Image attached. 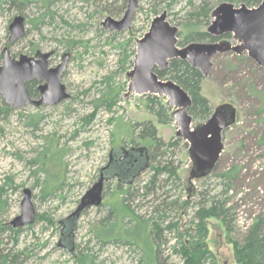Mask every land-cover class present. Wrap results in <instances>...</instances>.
<instances>
[{
	"label": "rangeland",
	"instance_id": "1",
	"mask_svg": "<svg viewBox=\"0 0 264 264\" xmlns=\"http://www.w3.org/2000/svg\"><path fill=\"white\" fill-rule=\"evenodd\" d=\"M203 1L139 0L131 29L110 32L103 22L108 17L122 19L128 0H51L48 8L42 0L23 5L0 0V55L5 47L16 59L54 51L50 66L55 67L64 54H71L62 80L70 99L56 106L21 109H12L0 99V188L4 189L0 223L6 229L0 231V251L24 253L20 264H83L84 255L93 260L91 264H146L137 246L101 245L95 237L96 226L124 198L136 217L153 228L158 225L159 233L157 229L152 237L158 260L165 264H183L182 245L198 234L197 211L223 206L231 228L220 219L207 220V244L217 264H237L231 242L240 243L254 220L264 214V68L247 53L230 52L213 59L211 74L202 84L203 95L210 102L211 114L228 104L235 109L236 121L223 133L224 149L215 169L201 178H191L189 144L177 136L175 109L168 106L167 98L128 94L137 41L152 21L167 13L168 22L178 27L180 42L188 14ZM46 13L50 15L43 19ZM17 16L26 19V34L10 44L9 27ZM203 28L207 32L208 27ZM226 40L238 44L232 37ZM111 91L119 92L116 102L100 104ZM149 97H157L167 109L169 124H161L149 109ZM146 124L153 125L157 138L167 145L149 150L150 168L131 186L110 181L104 205L85 211L73 223L77 226L72 238L75 254L62 250L60 223L98 181L110 148L147 146L139 136ZM41 158L47 162V173L40 171ZM159 165L175 168L176 176L162 173L154 179V168ZM227 173L231 177H221ZM47 178L55 182L51 193L43 192ZM27 189L32 191L37 219L14 235L6 227L21 214ZM139 246H143L142 238Z\"/></svg>",
	"mask_w": 264,
	"mask_h": 264
},
{
	"label": "water",
	"instance_id": "2",
	"mask_svg": "<svg viewBox=\"0 0 264 264\" xmlns=\"http://www.w3.org/2000/svg\"><path fill=\"white\" fill-rule=\"evenodd\" d=\"M138 7L139 0H128L123 18L114 20L108 17L103 22L105 30L110 32L130 30ZM9 31V43H17L26 34V19L17 16ZM178 33V27L168 22L165 12L152 21L149 31L137 41L134 67L128 74L130 79L128 94L134 93L139 96L149 94L167 98L168 106L175 109L173 119L178 126L177 136L189 144V153L194 161L191 178H201L215 169L221 157L224 149L223 133L235 123V109L228 104L221 106L205 123L198 124L193 129L194 120L188 112L192 106L191 97L174 81L160 79L155 70L164 71L171 61L181 59L187 61L206 78L213 69V59L230 52L237 55L247 53L252 61L264 68V0L255 8L222 3L212 12V22L207 33L216 38L231 35L237 45L222 39L179 47ZM51 56L52 52L39 51L35 57L22 55L16 59L10 49L5 47L1 53L0 99L2 98L12 109H21L26 105L56 106L70 99L71 96L62 83V74L67 69L70 55L65 54L61 64L56 68L49 67ZM35 80L41 84L40 98L37 100L30 96L27 89V84ZM107 168L102 169L100 179L86 192L68 219L75 223L85 210L98 208L103 204L104 172ZM146 168L140 166L135 174L138 175ZM35 220L32 191L27 189L21 203V214L14 218L10 225L14 229H21L33 225ZM65 223L67 222L60 224Z\"/></svg>",
	"mask_w": 264,
	"mask_h": 264
},
{
	"label": "trees",
	"instance_id": "3",
	"mask_svg": "<svg viewBox=\"0 0 264 264\" xmlns=\"http://www.w3.org/2000/svg\"><path fill=\"white\" fill-rule=\"evenodd\" d=\"M10 1L13 4L18 3L23 5L32 1L37 2L39 0ZM42 1L43 5L48 8L51 0ZM222 3H231L237 7L246 5L249 8H255L262 3V0H204L202 5L196 7L194 11L188 14L187 19L182 26V32L180 35L183 39L179 42V47H184L191 43L216 42L222 39L231 38V35H225L221 38L213 37L203 28L204 26L209 27L212 20V12L216 8L215 6ZM49 15V13H46L43 19ZM1 64L2 59L0 55V65ZM155 72L160 79L174 81L189 94L192 99V106L189 108L188 112L193 117L194 122H198L197 125L205 123L211 117L212 107L210 106L208 98L203 95L202 84L204 77L200 71L192 68L187 61L175 59L169 63L166 70H155ZM28 90L32 97H37L36 91L31 90L29 87ZM118 95V91H111L104 100L100 101V104L103 105L106 102H110V106H112L114 102H116ZM156 98L157 97H149V100H147L148 107L152 110V113L158 117L161 124L167 125L171 122V118L168 115L167 109L162 104L158 103ZM156 107H158V110L155 109ZM1 111L2 109H0V113ZM134 129L135 127L132 128V131H134ZM139 136L141 139L145 140L149 150L157 146L167 145L157 138V130L151 124H148L147 127L141 131ZM170 146L171 145L168 144L167 148ZM39 161L42 164L40 171L47 173V170L44 169L46 168L47 162L43 160V158L39 159ZM154 169L156 171V174L153 177L154 179L157 175L162 173L168 174L169 178H173L177 174L176 169L171 166L162 167V165H159ZM231 174L232 173H227L221 175V177L229 178L231 177ZM54 183V180L47 178L43 192H53ZM227 188H229V186ZM3 190V188H0V209H2V205L4 204L1 197ZM119 201L120 202L116 206L112 207L109 217L105 219L106 224L102 225V229L98 233L99 240L111 239L115 240L116 243H124L140 247L139 242L142 238L143 246L140 249L141 251H144L143 254L146 258V264H165L164 261L161 262V260H158V252L156 251L157 246L154 244V238L152 237V234L155 233L157 229L159 233L158 225H155L156 227L153 228L149 222H143L141 218L136 217L126 206V200L124 198H121ZM113 213L115 215L113 218L114 220L110 221ZM227 215L228 211L225 210L223 206H217L216 204L212 205L209 209L201 208L197 211L195 221L198 234L196 237H193L188 244L182 245L181 253L184 261L183 264H217L215 256L207 244V220L220 219L223 224L228 228H231L232 222L229 221ZM221 217H223V219H221ZM126 218H128L129 221L126 222ZM1 226L2 224L0 223V231L6 230ZM174 227H176V225H174ZM6 228H8V230L14 235L20 232V229H14L12 226H7ZM168 228H173V226H169ZM139 232H142V234ZM231 244L233 245L234 257L237 264H264V214L254 220L240 243L231 242ZM21 255H24V253L17 254L0 251V264H20L21 262L19 260ZM92 261L93 260L89 258L88 255H84L83 264H91Z\"/></svg>",
	"mask_w": 264,
	"mask_h": 264
},
{
	"label": "flooded vegetation",
	"instance_id": "4",
	"mask_svg": "<svg viewBox=\"0 0 264 264\" xmlns=\"http://www.w3.org/2000/svg\"><path fill=\"white\" fill-rule=\"evenodd\" d=\"M37 52H39V51H37ZM51 52H52V56L49 59V67L50 68H56L57 66H59V64H61L63 57L61 59V62L58 65H56L55 67H51L50 66V61L52 60V58L55 55L54 51H51ZM36 53H35V55H36ZM42 53H44V52H42ZM67 54H69V53H67ZM69 55H70V58H69L68 64H69V62L71 60V54H69ZM33 57H35V56H33ZM67 68H68V65H67ZM66 70H65V72H66ZM64 73L62 74V80H63ZM36 84H38L37 88H34V89L30 88V89L37 92V97L34 98L31 95L30 96L33 99L37 100V99L40 98L39 87H40L41 84L37 80H35V81L30 82V83L27 84V89H28V85L29 86H31V85L33 86V85H36ZM190 157H191V155H190ZM190 159L192 161V169H191V174H192L194 172L193 171L194 170V161L192 160V158H190ZM150 161H151L150 151H149V148L146 145L112 146L110 148V152H109V161H108L107 165L105 166L106 168L107 167L108 168L104 172L105 181H104L103 204L102 205H104V203H105V198H104L105 197V192H106L105 188L107 187V184L110 181L116 180L118 182V184L126 185L127 187H129V186L132 185L134 179H136L144 171V170L140 171V173L138 175L135 174L136 172L139 171L140 166L142 168L144 166H146L147 167L146 169H148V168H150ZM102 169L100 170V173H99V179L101 177ZM88 210H90V209H88ZM88 210H85V211H88ZM109 215H110V213H109ZM109 215H108V217H109ZM112 216L115 217L114 213L112 214ZM108 217H106L105 219H107ZM105 219L102 221L101 225L96 226L97 232L95 234V237H96L97 241L101 245H106V244H109V243H116L115 240H111V239L99 240V238H98L99 229L101 230L102 229V225L106 224V220ZM66 222L67 223H65L62 226V229H61L60 245L59 246L62 248V250L67 251V252L71 251L72 252V253L70 252L71 254H73V253L75 254V251L77 250V247H76L75 244H73L71 242V239H72V236L74 235V229L77 226L75 224H73L74 223L73 220H70V219L67 220L66 219ZM139 233L142 234V232H139ZM137 248L140 249L142 247H137ZM142 252H144V251H142Z\"/></svg>",
	"mask_w": 264,
	"mask_h": 264
}]
</instances>
